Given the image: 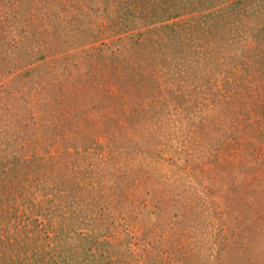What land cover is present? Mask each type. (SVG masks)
<instances>
[{"label":"rangeland","instance_id":"obj_1","mask_svg":"<svg viewBox=\"0 0 264 264\" xmlns=\"http://www.w3.org/2000/svg\"><path fill=\"white\" fill-rule=\"evenodd\" d=\"M0 264H264V0H0Z\"/></svg>","mask_w":264,"mask_h":264},{"label":"trees","instance_id":"obj_2","mask_svg":"<svg viewBox=\"0 0 264 264\" xmlns=\"http://www.w3.org/2000/svg\"><path fill=\"white\" fill-rule=\"evenodd\" d=\"M175 75H177V74L175 73ZM178 75H180V74H178ZM172 78H173V81H174V79L178 78V76H173ZM176 80L180 82V80H178V79H176ZM151 84H152V83H151ZM225 106H226V105H225ZM221 107H222V106H221ZM221 109H222V110H221ZM220 110L223 111V112H222V115H225L226 117L229 118V116H230V115H229L230 112L228 113V111H227L228 109H227V108L222 107V108H220ZM247 129H248V125H247ZM237 134H238V133H237Z\"/></svg>","mask_w":264,"mask_h":264}]
</instances>
